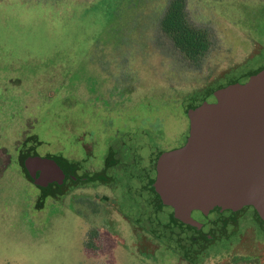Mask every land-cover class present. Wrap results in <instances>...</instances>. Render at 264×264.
<instances>
[{
	"label": "rangeland",
	"instance_id": "obj_1",
	"mask_svg": "<svg viewBox=\"0 0 264 264\" xmlns=\"http://www.w3.org/2000/svg\"><path fill=\"white\" fill-rule=\"evenodd\" d=\"M27 1L13 6L0 0V264H93L82 247L84 206L48 198L38 207L39 189L11 170L16 152L31 135L43 142H32L41 153L71 160L85 149L104 148L117 133L129 144L155 133L157 147L180 146L192 97L198 104L206 99L202 92L184 94L204 80L159 27L165 0ZM210 6L212 19L205 23L215 33L216 74L256 51L255 40L264 44V0ZM262 65L264 50L215 85L230 77L248 80ZM48 67L56 71L58 88L42 94L53 86L43 75ZM26 116L15 133L17 119ZM120 227L116 235L124 247L114 249L117 264H178L173 248L144 254L131 245V230ZM225 244L205 251L209 264L227 254Z\"/></svg>",
	"mask_w": 264,
	"mask_h": 264
},
{
	"label": "flooded vegetation",
	"instance_id": "obj_2",
	"mask_svg": "<svg viewBox=\"0 0 264 264\" xmlns=\"http://www.w3.org/2000/svg\"><path fill=\"white\" fill-rule=\"evenodd\" d=\"M154 134L136 139L133 144L118 133L110 135L104 148L95 152L85 149L78 160L55 153L57 161H64L74 176L69 185L57 182L42 188L35 183L33 176L41 175L42 165L52 154L41 153L30 143H23L19 152L15 151L11 170L15 177L19 171L39 189L38 198L44 195V201L54 198L66 202L70 198L74 204L84 206L82 247L93 264L118 263L114 249L124 247L116 235L121 225L133 233L132 246L141 248L144 254L173 248L178 264H198L200 259L201 264L206 260L209 264L205 251L218 242H226L228 250L218 264H264V224L252 206L234 218H211L193 227L176 224L163 210L154 181L164 165L161 156L179 146L159 148L151 141ZM186 140L187 136L181 145Z\"/></svg>",
	"mask_w": 264,
	"mask_h": 264
},
{
	"label": "water",
	"instance_id": "obj_3",
	"mask_svg": "<svg viewBox=\"0 0 264 264\" xmlns=\"http://www.w3.org/2000/svg\"><path fill=\"white\" fill-rule=\"evenodd\" d=\"M205 96L187 111L186 143L160 158L154 186L161 207L176 224L193 227L252 206L264 224V67ZM42 166V176H33L42 188L74 180L54 154Z\"/></svg>",
	"mask_w": 264,
	"mask_h": 264
},
{
	"label": "trees",
	"instance_id": "obj_4",
	"mask_svg": "<svg viewBox=\"0 0 264 264\" xmlns=\"http://www.w3.org/2000/svg\"><path fill=\"white\" fill-rule=\"evenodd\" d=\"M27 0H6L9 5L16 6L17 4ZM55 1V0H54ZM60 1H70V0H60ZM166 1V9L159 21V27L163 33H166L171 37V41L173 42L174 47L176 48L179 59L182 62L187 63L189 66H195L197 70V77H200L204 81L200 84L189 90L186 95L187 97L198 92H202L204 95H207L210 92H213L217 88L227 85L233 82H242L237 78L230 77L226 79V82L220 85H215L217 80L225 77L228 72L238 69L242 65H247L251 60H253L257 55H260L264 50V44L262 45L258 42V39L255 40V43L258 45V49L256 51H252L248 57H246L243 61L239 63H235L232 67H222L217 69L216 74H214V67L215 64L217 66V62L214 58L216 54H213V41H214V34L212 30L208 27L205 22H211L212 15H210L211 4H217L222 0H165ZM2 4V2H0ZM19 7V5H18ZM22 8V7H21ZM1 10V9H0ZM19 9L11 8L9 11ZM20 11V10H19ZM199 11H202L200 14ZM204 20V22H202ZM222 38V37H220ZM221 49H223V41L220 42ZM214 58V60H213ZM264 65H262L258 69H254L251 71L250 74H254L260 69H262ZM1 68V67H0ZM48 72L43 74L44 76H50L52 79L48 80L46 84L53 85L52 87H48L44 90V92L39 93H49L52 91L53 88H58V81L56 76V71L54 68L48 67ZM51 70V71H50ZM55 77V78H54ZM192 77V76H191ZM227 77V76H226ZM52 80V81H51ZM194 80V79H193ZM15 81V80H14ZM32 82V81H31ZM37 82V81H33ZM46 85H44V88ZM34 89L40 90L37 86H34ZM42 89V88H41ZM41 91V90H40ZM43 91V90H42ZM37 93V92H36ZM194 98V99H193ZM199 97H192V101L189 104V108L196 105ZM31 105L35 102V98L31 96ZM36 103V102H35ZM37 106V105H36ZM25 109V108H24ZM37 109V107H36ZM39 110V109H38ZM23 115V114H22ZM18 121L15 124L14 129L15 133L21 132L23 130L19 129L18 127L23 126L24 122H27L25 117L22 119H17ZM19 129V130H18ZM5 130V128L3 129ZM32 142H38V145H42L43 142L38 140L37 135H31L29 138L24 142V144H32Z\"/></svg>",
	"mask_w": 264,
	"mask_h": 264
}]
</instances>
